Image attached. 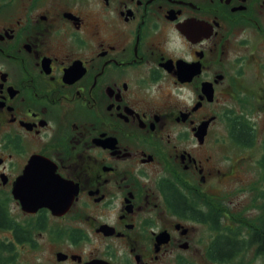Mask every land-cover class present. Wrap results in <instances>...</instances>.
I'll list each match as a JSON object with an SVG mask.
<instances>
[{"label": "flooded vegetation", "instance_id": "af4514ba", "mask_svg": "<svg viewBox=\"0 0 264 264\" xmlns=\"http://www.w3.org/2000/svg\"><path fill=\"white\" fill-rule=\"evenodd\" d=\"M263 205L264 0H0V264H223Z\"/></svg>", "mask_w": 264, "mask_h": 264}, {"label": "trees", "instance_id": "16d2710c", "mask_svg": "<svg viewBox=\"0 0 264 264\" xmlns=\"http://www.w3.org/2000/svg\"><path fill=\"white\" fill-rule=\"evenodd\" d=\"M252 233H250V238L244 240V250L247 248L256 247V252L264 260V205H263V214L261 216V223L259 227H253ZM219 262H225L221 260Z\"/></svg>", "mask_w": 264, "mask_h": 264}, {"label": "rangeland", "instance_id": "374dc122", "mask_svg": "<svg viewBox=\"0 0 264 264\" xmlns=\"http://www.w3.org/2000/svg\"><path fill=\"white\" fill-rule=\"evenodd\" d=\"M262 186H263V182H262ZM262 194L263 193L261 192V196ZM252 230L253 229L251 227H243L241 232H242V236L244 237V240L250 238V233H252ZM255 249L256 247L247 248L246 250H244L245 254L242 259L229 261L223 264H264L263 258L259 254H257Z\"/></svg>", "mask_w": 264, "mask_h": 264}, {"label": "water", "instance_id": "95a60500", "mask_svg": "<svg viewBox=\"0 0 264 264\" xmlns=\"http://www.w3.org/2000/svg\"><path fill=\"white\" fill-rule=\"evenodd\" d=\"M46 197H47V196H46ZM46 197H44V198L46 199ZM41 205H46V202H45V204L42 203ZM26 206H28V205H26Z\"/></svg>", "mask_w": 264, "mask_h": 264}]
</instances>
